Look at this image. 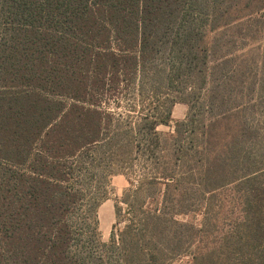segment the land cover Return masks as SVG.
Listing matches in <instances>:
<instances>
[{"label": "trees", "instance_id": "trees-1", "mask_svg": "<svg viewBox=\"0 0 264 264\" xmlns=\"http://www.w3.org/2000/svg\"><path fill=\"white\" fill-rule=\"evenodd\" d=\"M0 264H264V0H0Z\"/></svg>", "mask_w": 264, "mask_h": 264}, {"label": "rangeland", "instance_id": "rangeland-1", "mask_svg": "<svg viewBox=\"0 0 264 264\" xmlns=\"http://www.w3.org/2000/svg\"><path fill=\"white\" fill-rule=\"evenodd\" d=\"M187 114V106L185 104H177L174 108V123L171 127L161 126L160 131L162 132H170L174 126L175 122L181 121L185 119ZM129 182L123 175H117L112 179L111 190L108 199L102 204L99 209V220H100V231L102 235V240L104 242H109L113 230V226L116 223V213L115 206L116 203L122 198L125 190L128 188ZM226 201L232 200V197L229 193L225 194ZM228 202V201H227ZM229 204V203H228ZM229 206V205H228ZM240 214L233 207H228L223 215L219 219V227L223 229H227L237 218H239ZM185 222H193L196 224L200 223L201 217L191 215L180 218ZM213 242V238L207 240V244H211Z\"/></svg>", "mask_w": 264, "mask_h": 264}]
</instances>
